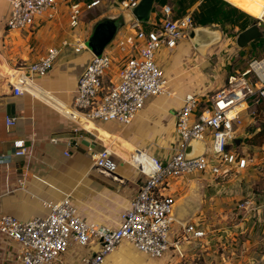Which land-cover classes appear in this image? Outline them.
I'll list each match as a JSON object with an SVG mask.
<instances>
[{"label": "built area", "instance_id": "obj_1", "mask_svg": "<svg viewBox=\"0 0 264 264\" xmlns=\"http://www.w3.org/2000/svg\"><path fill=\"white\" fill-rule=\"evenodd\" d=\"M8 1L10 14L4 22L7 30H31L41 18L53 20L59 13V0ZM101 1L71 3L68 26L75 33L49 47L40 59L22 69V80L32 82L35 77L48 75L61 53L70 46L77 53L88 49L86 38L76 30L83 14L99 6ZM139 2L121 0L122 11L132 12ZM162 12L164 16L159 21L149 18L150 28L133 19L132 37L116 38L115 47L110 44L101 55L92 53L77 79L74 96V110L84 119L130 125L150 97L168 93L169 80L157 55L163 49L175 48L198 24L191 14L173 18L168 4L162 7ZM256 18L264 23V5ZM19 81L13 82L17 95L27 89ZM202 97L198 92H188L175 110L177 143L167 158L139 148L134 151V165L145 181L130 206L122 212L119 226L86 220L70 195L43 201L48 213L29 220L2 215L0 233L20 242L19 261L22 264H106L123 241L152 258H162L172 250L184 257L183 245L204 238L205 230L192 222L177 220L176 199L169 188L174 181L189 174L210 172L215 178H224L249 165L248 158L239 151L242 143L237 144L235 140L241 137L244 116H252L257 108L264 106V58L251 59L246 69L227 77L223 88L208 98ZM16 123L17 117H6V126ZM192 139L206 143L205 154L187 156L186 148ZM14 147L13 156L26 153L24 139L15 140ZM66 154L69 155L68 151ZM117 157L106 146L94 154L95 167L112 173L118 166ZM11 158L7 156L1 161ZM248 203L240 202L239 207ZM175 224L179 229L173 234Z\"/></svg>", "mask_w": 264, "mask_h": 264}, {"label": "crops", "instance_id": "obj_2", "mask_svg": "<svg viewBox=\"0 0 264 264\" xmlns=\"http://www.w3.org/2000/svg\"><path fill=\"white\" fill-rule=\"evenodd\" d=\"M72 1L59 0L60 7L62 3L68 12L70 4L66 3ZM9 14V1L0 0V54L7 64L24 63L22 69L40 59L49 47L72 34L65 31L59 41V30L51 29L53 20L46 16L38 21L36 27L45 24L37 30L36 27L31 29L33 31L7 30L4 22ZM157 16L158 12L153 10L150 20ZM99 17L88 21L82 19L80 28L94 24ZM13 32H19V36H14V41H11L9 37ZM130 37L132 30L126 25L116 36ZM216 45L201 52L195 48L191 38L185 37L175 48L161 50L157 61L169 80L168 93L150 97L133 122L126 126L113 121L89 122L74 110L77 79L92 57L89 49L77 53L72 46L66 48L49 74L35 77L30 89L19 95L13 90L12 78L0 74V217L8 214L20 220H29L45 215L48 209L43 201L72 196L73 190L81 188L79 197L76 194L77 200L72 199L76 201L82 217L119 226L122 212L130 206L145 181V176L134 165V151L139 148L163 158L172 153L177 143L175 110L182 105L186 93L198 91L205 85L204 75L195 73V69L209 62L208 57L212 59ZM0 67L4 72L8 69L11 74L18 73L10 71L2 59ZM227 73L223 70L221 74L225 77ZM205 86L213 93L222 83L211 81ZM9 104L15 105L14 115L7 113ZM7 116L17 117L16 125L6 126ZM85 136L96 141L97 145L94 148L83 145L80 141ZM53 138L57 142L52 141ZM17 139L25 140L24 155L13 156L14 141ZM75 139L78 140L76 144ZM105 141L111 142V149L118 155V166L112 173L95 167L94 154L106 147ZM118 146L126 147L127 152L132 151L131 158L120 156ZM7 156L12 158L1 161ZM243 172L239 175L230 173L224 178H215L210 172L189 174L171 184L169 193L176 199L177 220L192 222L205 230L204 238L186 243L189 247L201 243L204 248L206 238L213 240V236H220L219 233L209 234L211 227L226 230L221 236L228 242L226 236L232 234L229 228L257 229L263 225L264 181L256 173ZM235 198L239 200V210L247 215L245 221L238 223L220 218L221 214L232 217ZM243 201H248V205L239 207L238 204ZM81 202H84L83 207ZM178 229L175 224L173 234L178 233ZM226 246L232 253L236 250V256L228 257L231 264H264L258 252L249 251V240L242 246L231 242ZM20 248V242L0 233V264H22L18 259ZM207 248L212 251L213 245L207 244Z\"/></svg>", "mask_w": 264, "mask_h": 264}, {"label": "rangeland", "instance_id": "obj_3", "mask_svg": "<svg viewBox=\"0 0 264 264\" xmlns=\"http://www.w3.org/2000/svg\"><path fill=\"white\" fill-rule=\"evenodd\" d=\"M88 1L91 0H73L72 2L75 3V2H88ZM61 2L64 3L63 1ZM120 2L121 0H102L99 6L95 7L91 11L85 12L83 14L82 19L88 21L98 16H100L99 18H103L107 16H122L121 14L126 12L122 11ZM208 2L209 4H211L213 0H156L153 10L158 12V16L156 19H154V21H159L160 17L164 16L161 10L162 7L166 4L172 7L173 18L181 17L186 14H191L199 26L203 25L201 24V20L205 18H211L214 20L213 22H206L205 25L210 27V29L219 30L221 32V39L219 40V42L216 43L217 44L216 53L211 55L212 59L208 57L209 62H206L204 63V65H200L199 67H197L195 69V73L197 71V73H201L204 75L205 85H208L209 82L211 81L212 83H217V84L222 83V86L219 88L221 89L226 84L227 74L228 75L238 74L239 72L243 71L248 67L251 59L262 57V54L264 52V34L261 38L259 37L250 41L245 47H239L237 45V37L238 34L241 33L243 30L240 31L239 27L226 23L220 17H216V16L207 17L208 13L205 10V6L209 5L207 4ZM62 3H61V7H59V13L57 14V17L53 19V23L51 26V29L59 30L60 32L58 36L59 41L61 40L65 31H68L70 33H75V31H72L71 28L68 26L69 11L67 12V7L62 5ZM69 4H71V2L66 3V5ZM213 7H215V5ZM228 9L237 10L239 15H244L245 18L243 19V21H247V22L253 21L252 17L248 15L246 12L237 9L236 7L230 4ZM125 23H126L125 25L128 26L129 28L131 21ZM44 24L45 23H43L42 25ZM253 24H250L248 27H250ZM91 25L89 24L86 25V28L79 27L78 30H76V32L81 31L80 33L81 37L88 39L92 33L93 25L92 26ZM41 26H37L35 30H37V28ZM14 36L18 37L19 32H13L11 34V36L9 37L10 39H12L11 41H14L13 40ZM187 39L190 40V36H187ZM111 47L113 48L115 47L114 41L111 43ZM114 52L118 53V50L114 49ZM117 55L121 56L122 54H117ZM0 59L3 60V62L8 66V68L12 72H20L22 71V67H24V63L22 62H18L17 64H7L4 61L1 54H0ZM168 60H170V58H168ZM204 61L205 60H203V62ZM214 69L218 70V72L217 73L214 72L213 71ZM223 70H226L228 72L226 75H224L226 78L223 77L221 74ZM0 74L10 76L9 78L10 79L12 78L11 80L13 82H16V80L13 79V77H11V74H9V72L3 73L0 71ZM108 76L113 77L112 72H108ZM28 82L29 81L23 79L18 83L21 85H25L28 89H30ZM108 84L109 83H107L106 86H108ZM205 85L200 90L195 91L200 94H203L202 98L204 99L210 97L212 94L216 92L215 91L213 93H210L208 87ZM263 125H264V112L260 110V107L257 108L256 113L252 114V116L249 115L244 116V124L239 132L241 134L240 136L243 137V140L241 142L242 144L239 147V151L241 152V155L248 158L249 165L246 168L241 169L240 171L234 170L232 173L234 174L237 173L238 175L240 173H244L243 171H246L247 173L248 172L256 173L264 181V144L262 145L254 144L251 141V138L254 136V134L259 132L260 128ZM120 141L123 143V140ZM110 144L111 142L105 141V145L111 148ZM120 150L121 152L117 151L120 156L126 159L131 158L132 151L128 150L127 152V148L124 146L121 147ZM79 189L81 188L78 189L76 188L75 190L72 191L73 192L71 196L72 198L74 197L77 200L76 194H78L79 197V192H80ZM238 201L239 200L237 198H235L233 201L234 205H233L232 217H226L225 214H221L220 218L224 220H232L235 223L245 221L247 219V215L244 214L243 211L239 210L237 206ZM235 204L237 207H235ZM80 205L83 207L84 202H81ZM251 219H256V218L252 217ZM222 231H226V230L213 229L211 227L209 230V234L219 233L220 236L219 235L213 236L212 238L213 240L210 239L211 237L206 238V240H204L205 241L204 245H206V247L204 246V248L203 246H201V243L200 245L198 244L195 247L190 246L191 248L189 247L188 244L185 243L182 248L185 254L184 257H180L176 251L172 250L169 254L165 255L162 258H152L136 250L131 243L127 241H123L120 244V246H118L117 249L108 257L107 264H231V261L230 260L228 261V257L236 256L237 255L235 253L236 250H234V252L232 253L230 252V249L227 248L226 245H228L229 242H231V243H239L240 246H242V244L244 242H247L248 240L251 246L249 248V251L252 252L255 250L261 255L262 262L264 261V256H263L264 255V223L262 226H260L257 229H250L246 227L229 228L228 231H231L232 234H230V236H226L227 239H229L228 242H226L225 241L226 239L223 236H221L223 234ZM206 242L208 245L209 244L213 245L212 251L211 249L207 248Z\"/></svg>", "mask_w": 264, "mask_h": 264}, {"label": "water", "instance_id": "obj_4", "mask_svg": "<svg viewBox=\"0 0 264 264\" xmlns=\"http://www.w3.org/2000/svg\"><path fill=\"white\" fill-rule=\"evenodd\" d=\"M155 1L156 0H140L139 4L132 10V12L121 14L122 16H107L97 20L93 24L90 37L86 41L87 48L94 55H101L106 47L115 40L120 29L126 24L125 22H130L133 19H136L139 22L148 21L150 14L153 11ZM261 36L262 32L258 28V25L253 24L238 34L237 45L239 47H245L250 41ZM190 38L195 48L201 52H205L208 47L219 42L221 39V32L210 28L197 27L191 31ZM203 48H205V50H202ZM7 113L8 115L15 114L14 104H9L7 106ZM242 140L243 137H238L235 142L240 144ZM80 142L91 148H94L97 145L96 141H92V139L87 136L81 139ZM74 143H78V140L75 139ZM206 149L207 145L204 141L192 139L186 148V153L187 156L198 157L205 154ZM170 239H172V236Z\"/></svg>", "mask_w": 264, "mask_h": 264}, {"label": "trees", "instance_id": "obj_5", "mask_svg": "<svg viewBox=\"0 0 264 264\" xmlns=\"http://www.w3.org/2000/svg\"><path fill=\"white\" fill-rule=\"evenodd\" d=\"M219 3V4H218ZM209 4V2L207 3ZM218 4V5H217ZM215 5V7H213ZM229 4L223 0H213L211 4L205 6V10L208 13V16H216L223 19L226 23L239 27L240 31L247 28L250 24L256 23L253 19L252 22L243 21L245 18L244 15H239L237 10H229ZM211 18H205L201 20V24L205 25L206 22H213ZM243 21V22H242ZM144 27L150 28L147 21L141 22ZM199 26V25H198ZM262 34H264V27L259 26ZM260 110L264 112V106H260ZM252 143L262 145L264 144V125L260 128L259 132L254 134L251 138Z\"/></svg>", "mask_w": 264, "mask_h": 264}, {"label": "bare ground", "instance_id": "obj_6", "mask_svg": "<svg viewBox=\"0 0 264 264\" xmlns=\"http://www.w3.org/2000/svg\"><path fill=\"white\" fill-rule=\"evenodd\" d=\"M223 1H225V2L227 1L228 4L236 7L237 9H240V10L246 12L248 15H250L254 19V21L256 22L255 24H258V26L264 27V23L258 21L256 18V17H259L261 14V9H262V6L264 5V0H223ZM262 36H263V34H262ZM202 50H205V48H203ZM262 57L264 58V52L262 54ZM0 71L5 73L4 72L5 70H3V67H0ZM7 72H9L8 69H7ZM9 74H11V73H9ZM11 77H13V79L19 81V80H22L23 74L21 72H18L15 75L11 74ZM28 84H29V88H30L32 86V83L28 82ZM112 150L114 152H116L114 149H112Z\"/></svg>", "mask_w": 264, "mask_h": 264}, {"label": "flooded vegetation", "instance_id": "obj_7", "mask_svg": "<svg viewBox=\"0 0 264 264\" xmlns=\"http://www.w3.org/2000/svg\"><path fill=\"white\" fill-rule=\"evenodd\" d=\"M197 27H204V28H210V27H208V26H206V25H202V26H197Z\"/></svg>", "mask_w": 264, "mask_h": 264}]
</instances>
